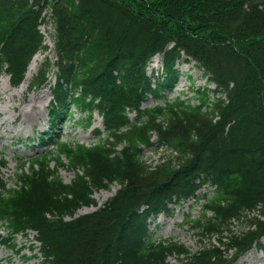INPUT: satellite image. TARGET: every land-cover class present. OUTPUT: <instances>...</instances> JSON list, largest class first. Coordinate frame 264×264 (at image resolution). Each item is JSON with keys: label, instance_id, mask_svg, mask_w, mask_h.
I'll use <instances>...</instances> for the list:
<instances>
[{"label": "trees", "instance_id": "1", "mask_svg": "<svg viewBox=\"0 0 264 264\" xmlns=\"http://www.w3.org/2000/svg\"><path fill=\"white\" fill-rule=\"evenodd\" d=\"M42 8L0 0V72L7 66L14 85L43 46ZM54 16L60 70L51 119L75 107L88 128L98 111L104 130L95 128L90 144L59 141L21 167L14 185L0 175L6 241L36 230L46 264H234L255 243L264 247V0H57ZM157 53L163 72L149 76ZM184 55L207 77L192 83L194 102L166 94ZM48 69L45 62L33 85L45 84ZM150 96L157 104L141 108ZM160 144L177 154L147 163L145 148ZM65 166L75 171L70 182L59 173ZM115 182L121 187L104 206L76 216ZM208 182L214 194H196ZM193 196L212 212L196 226L218 244L193 252L156 240L149 218ZM257 211L232 230L233 220Z\"/></svg>", "mask_w": 264, "mask_h": 264}, {"label": "rangeland", "instance_id": "2", "mask_svg": "<svg viewBox=\"0 0 264 264\" xmlns=\"http://www.w3.org/2000/svg\"><path fill=\"white\" fill-rule=\"evenodd\" d=\"M39 55L42 58L39 61L40 64L47 57L52 62L57 60L54 50L40 51ZM40 64H38V67ZM154 66L157 69L163 66L160 55L154 57L150 62L148 68L150 73ZM178 67L180 69L181 81L179 82L178 89L171 92L170 96L178 95L181 90H184L185 94L192 96L193 92L190 91L192 83L195 82L198 86L207 83V77L203 75V71L196 65V62L187 63L181 60L178 63ZM57 70L56 65L49 70L48 80L50 81H48V84L44 88L40 89L31 86L32 77L37 71L30 78L24 80L26 81L24 90L19 89V86L14 87L8 74H0V157H4L7 161V165L2 168V175L10 185L15 184L17 181L20 163L23 162L24 169L29 170L32 157L36 156L37 153L41 154L47 148L53 151L56 149L52 143L58 140V136L51 140L52 143H49L44 148L37 146L36 149L31 150L26 146L18 147V145L20 142L28 143V138L39 136L49 126L48 119L53 98L51 86L56 81ZM73 116L74 119H71L67 114L66 121L59 124V139L87 143L96 140L90 129H85L75 123V119H79V113L75 112ZM94 120V126L102 127V118L99 114H95ZM152 156V150H146L145 158H147L148 162ZM159 158V154L155 153L151 161L155 162ZM51 164L54 165V162ZM60 175L65 181L69 182L73 179L75 173L68 167H64L60 169ZM119 187L120 185L115 183L109 189L96 190L94 198L98 204H103L117 192ZM202 203L203 201L191 200L181 206L171 205L172 208L169 214L162 213L158 218L153 219L152 228H156L154 236L157 239L179 240L184 242L193 251L216 244L218 242L217 234L203 232L200 226H195V219L203 218L204 212L206 214ZM96 208L97 206H84L78 211V214L91 212ZM211 214L212 212H207V216ZM258 214V211L246 212L240 219L233 220L231 224L232 230L236 232L243 230L247 227V218ZM5 225L0 221V226H2L0 227V233L3 237L9 235L7 225ZM36 234V232L30 231L24 236L18 235L14 241L17 245L15 248H10L0 239V264H44L39 253V244L35 241ZM20 247L24 248L21 254L16 252ZM232 252L233 250H229V254ZM246 255L250 258L255 257V264H264V249L260 250L255 247ZM169 260L177 262L178 259L175 256H170Z\"/></svg>", "mask_w": 264, "mask_h": 264}, {"label": "bare ground", "instance_id": "3", "mask_svg": "<svg viewBox=\"0 0 264 264\" xmlns=\"http://www.w3.org/2000/svg\"><path fill=\"white\" fill-rule=\"evenodd\" d=\"M40 60V57L38 54H36L33 58V60L31 61L30 65H29V68L27 70V78H29L33 72H35L36 68H37V65H38V62ZM25 85H26V81H24L20 86H19V89L21 90H24L25 88ZM255 257H251V258H248V257H244L242 258L241 260H239L236 264H255Z\"/></svg>", "mask_w": 264, "mask_h": 264}]
</instances>
